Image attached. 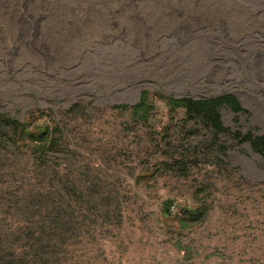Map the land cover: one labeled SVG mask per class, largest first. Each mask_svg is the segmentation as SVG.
Wrapping results in <instances>:
<instances>
[{
	"label": "rangeland",
	"instance_id": "1",
	"mask_svg": "<svg viewBox=\"0 0 264 264\" xmlns=\"http://www.w3.org/2000/svg\"><path fill=\"white\" fill-rule=\"evenodd\" d=\"M142 92L146 121L113 108ZM225 92L246 113L222 108V125L264 132V0H0V113L58 127L64 185L60 209L18 214L36 178L0 160L2 230L44 217L43 264H264V158L226 135L217 153L160 99Z\"/></svg>",
	"mask_w": 264,
	"mask_h": 264
},
{
	"label": "trees",
	"instance_id": "2",
	"mask_svg": "<svg viewBox=\"0 0 264 264\" xmlns=\"http://www.w3.org/2000/svg\"><path fill=\"white\" fill-rule=\"evenodd\" d=\"M160 99L170 117L176 119L177 113L180 112L179 120L183 126L190 124L191 127H203L209 135V143L217 153H224L225 147L219 143V136L226 135L237 144L247 143L254 153L264 158V132L255 134L247 131L242 133L237 129L229 130L222 125L220 109L225 108L233 114L246 113L232 94L225 92L195 99L190 97H160ZM153 107L149 101V93L142 92L135 104L113 108L119 111H127L130 117L137 121H146ZM57 131L58 127L56 126L50 127L47 124L39 128L36 125H31L30 119L18 121L0 113V160L7 161L8 167L17 166L18 168L19 166L17 172L22 173L23 182L30 181V179H25L28 177L26 176L27 173L35 175L32 178H36L34 181L31 178L32 186L30 185L31 187L22 194V200H20L16 211L18 214H30V207H37L39 210L41 209V214L44 216V214H49L50 209L58 210L64 205L62 200L64 196L61 193L64 190V185L59 180L61 168L48 159V155L62 152V144ZM21 167H23L22 172H20ZM10 174L11 177L15 175L13 172ZM53 175L54 178L58 179L56 183L53 182ZM33 190L35 191L34 195L30 196L33 202L29 203L27 197ZM53 194L57 195L58 200L48 202L51 197L53 198ZM162 206L163 210H169L167 209L169 202L164 201ZM56 212L53 230L57 231L64 228L65 222L61 219L59 212ZM179 215L183 224H197L204 220L206 209L203 207L191 210L181 209ZM44 220L43 217L42 221L16 222L7 234L2 230L0 223V253L8 252L10 254V260L6 262L0 254V264L3 262L6 264H43L47 262L50 254L48 249L54 250L56 246L54 243L50 244V239L44 237L45 231L50 227ZM27 230L29 234H22L23 237L19 236V232L21 235V232ZM28 254L30 257L27 259Z\"/></svg>",
	"mask_w": 264,
	"mask_h": 264
}]
</instances>
